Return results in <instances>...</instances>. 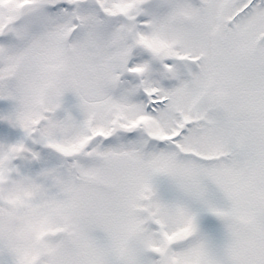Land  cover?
I'll return each mask as SVG.
<instances>
[{"label": "snow or ice", "instance_id": "snow-or-ice-1", "mask_svg": "<svg viewBox=\"0 0 264 264\" xmlns=\"http://www.w3.org/2000/svg\"><path fill=\"white\" fill-rule=\"evenodd\" d=\"M0 264H264V0H0Z\"/></svg>", "mask_w": 264, "mask_h": 264}]
</instances>
